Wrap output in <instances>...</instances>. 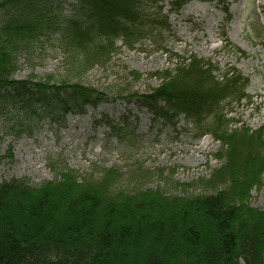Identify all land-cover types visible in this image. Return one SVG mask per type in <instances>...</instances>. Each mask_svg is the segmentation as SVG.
<instances>
[{"label": "trees", "instance_id": "obj_1", "mask_svg": "<svg viewBox=\"0 0 264 264\" xmlns=\"http://www.w3.org/2000/svg\"><path fill=\"white\" fill-rule=\"evenodd\" d=\"M58 1L0 0V117L14 138L30 134L43 119L64 122L106 99L74 76L57 83L51 77L14 80L19 57L34 53L39 37L58 33L65 69L83 77L103 68L119 41L133 50L143 36L156 44L151 37L169 28L166 18L149 13L150 0H75L68 18L52 13ZM188 1L173 0L171 9ZM215 71L209 61L181 58L174 70L148 75L160 81L149 94L126 87L114 93L154 121L182 116L221 144L222 163L200 179L201 193L148 189L153 175L140 166L128 172L126 184L117 170L87 178L66 168L39 186L3 181L0 264H264V212L248 203L264 171V125L255 132L227 128L224 106L245 98L247 80L232 70L215 77ZM128 77L139 81L141 75Z\"/></svg>", "mask_w": 264, "mask_h": 264}, {"label": "rangeland", "instance_id": "obj_2", "mask_svg": "<svg viewBox=\"0 0 264 264\" xmlns=\"http://www.w3.org/2000/svg\"><path fill=\"white\" fill-rule=\"evenodd\" d=\"M204 1H192L178 14L172 12L169 2L148 1L149 13L166 18L169 27L151 37L157 43L143 36L128 50L119 41L110 61L83 77L65 69L58 33L39 37L33 44L34 53L19 57L13 79L51 77L52 83L76 79L102 93L105 103L85 108L83 115H67L64 122L43 119L32 125L30 134L18 138L7 133L0 117V157L4 158L0 183L26 179L39 186L66 168L87 178L117 170L126 184L128 172L140 166L153 175L148 189L173 196L201 193L200 179H207L222 163L216 159L221 154L219 143L210 135L202 136L182 117L174 123L164 119L154 122L145 109L127 103L130 99L118 100L114 93L126 87L131 93L149 94L160 81L148 75L174 70L180 58L192 55L210 60L218 69L217 76L232 68L247 80L245 100L224 108L227 128L255 132L264 124V0ZM52 5V13L68 18L76 1L59 0ZM129 72L140 74V80L127 78ZM107 122L116 133L110 132ZM204 142L207 145L199 152ZM259 176V182L250 188L248 203L264 212V171Z\"/></svg>", "mask_w": 264, "mask_h": 264}, {"label": "bare ground", "instance_id": "obj_3", "mask_svg": "<svg viewBox=\"0 0 264 264\" xmlns=\"http://www.w3.org/2000/svg\"><path fill=\"white\" fill-rule=\"evenodd\" d=\"M206 145H207V143L204 142V143H203V146L199 149V152H201V151L206 147Z\"/></svg>", "mask_w": 264, "mask_h": 264}]
</instances>
